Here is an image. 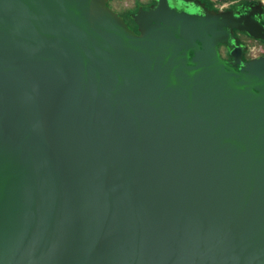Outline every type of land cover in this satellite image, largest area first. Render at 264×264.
I'll return each mask as SVG.
<instances>
[{
  "label": "water",
  "instance_id": "95a60500",
  "mask_svg": "<svg viewBox=\"0 0 264 264\" xmlns=\"http://www.w3.org/2000/svg\"><path fill=\"white\" fill-rule=\"evenodd\" d=\"M135 18L0 0V264H264V59L226 65L227 18Z\"/></svg>",
  "mask_w": 264,
  "mask_h": 264
},
{
  "label": "flooded vegetation",
  "instance_id": "af4514ba",
  "mask_svg": "<svg viewBox=\"0 0 264 264\" xmlns=\"http://www.w3.org/2000/svg\"><path fill=\"white\" fill-rule=\"evenodd\" d=\"M162 1L166 2L169 9L191 18L213 17L231 20L232 25L222 26L229 34L228 41H219L216 44L219 56L226 65L241 70L253 58L264 59V3L261 0H230L222 1V3H215L213 0ZM157 2L158 0H150L143 4V8L149 9ZM122 17L125 19L124 16ZM125 21L138 32V26L134 20H132L133 23L126 19ZM238 24L244 28L239 27ZM248 29L253 33H250ZM197 42L200 43L199 40ZM188 53L189 57H192L193 50L190 49Z\"/></svg>",
  "mask_w": 264,
  "mask_h": 264
},
{
  "label": "rangeland",
  "instance_id": "374dc122",
  "mask_svg": "<svg viewBox=\"0 0 264 264\" xmlns=\"http://www.w3.org/2000/svg\"><path fill=\"white\" fill-rule=\"evenodd\" d=\"M104 4L109 7L114 12L124 16L126 20L130 23L134 20L138 26V32L134 31V29L128 25L134 32H140V26L135 18L136 13L139 9H144L143 4L150 0H103ZM215 3H222V1H230V0H213ZM264 3V0H261ZM124 19V21H125ZM132 19V20H131ZM127 23V21H125ZM253 44V42H252ZM219 54V53H218Z\"/></svg>",
  "mask_w": 264,
  "mask_h": 264
},
{
  "label": "bare ground",
  "instance_id": "6f19581e",
  "mask_svg": "<svg viewBox=\"0 0 264 264\" xmlns=\"http://www.w3.org/2000/svg\"><path fill=\"white\" fill-rule=\"evenodd\" d=\"M120 15V14H119ZM121 16V15H120ZM122 17V16H121ZM123 18V17H122ZM124 20V19H123ZM246 65V64H245Z\"/></svg>",
  "mask_w": 264,
  "mask_h": 264
}]
</instances>
